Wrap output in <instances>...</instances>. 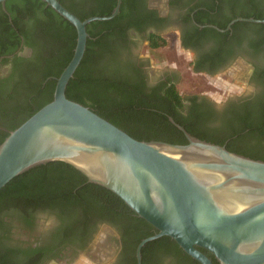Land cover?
Here are the masks:
<instances>
[{
  "label": "trees",
  "instance_id": "16d2710c",
  "mask_svg": "<svg viewBox=\"0 0 264 264\" xmlns=\"http://www.w3.org/2000/svg\"><path fill=\"white\" fill-rule=\"evenodd\" d=\"M100 1L99 5L88 4L82 8L70 3L65 8L81 21L109 16L116 0ZM5 4L14 26L5 15L0 19V54L12 53L21 35L25 44L32 48L33 56L22 69L13 73L11 80H15L10 93L0 96V125L9 128L8 133H0V144L11 131L52 101L56 78L70 62L77 37L75 27L40 0H7ZM239 17L263 20L264 12L250 2ZM150 18L137 0H121L119 13L114 18L88 24L86 49L67 84V99L88 107L138 141L187 144L183 132L170 121L172 118L199 140L225 146L229 152L264 162V102L232 108L224 113L227 117L218 121L212 113L200 111L195 98L185 105L174 85L166 86L160 94L156 88L147 93L131 80L129 66L120 59L121 46L126 44L130 29L141 31ZM233 18L237 16L217 27L225 29ZM21 19H26V25L30 26L28 30L20 27ZM237 27L249 32L252 38L249 43L264 42V24L237 22L232 28ZM147 40L152 49L166 43L155 33ZM22 101H29V105H21ZM45 210H55L62 218L61 243L64 246L73 241L75 232L83 238L96 220L114 225L121 221L123 231L131 239L130 255L134 264L137 244L156 232L114 193L88 183L75 168L57 161L28 170L0 190V241L8 237L11 228L8 221L15 219L20 228L31 229L34 211ZM0 245L3 244L0 242ZM4 248L6 253L0 256L2 263L10 255V249ZM151 250L156 264L164 257L171 258L173 264H199L166 236L145 244L141 251L142 264H149L147 253ZM201 251L218 264L209 252ZM27 255L28 251H24L21 257Z\"/></svg>",
  "mask_w": 264,
  "mask_h": 264
},
{
  "label": "water",
  "instance_id": "95a60500",
  "mask_svg": "<svg viewBox=\"0 0 264 264\" xmlns=\"http://www.w3.org/2000/svg\"><path fill=\"white\" fill-rule=\"evenodd\" d=\"M40 1L75 27L76 45L56 78L52 101L0 144V190L34 167L64 162L156 230L137 246V264L144 245L165 236L199 264H214L201 249L218 264H264V162L199 140L172 118L187 144L138 141L67 99V84L86 49V26L114 18L121 0L109 16L83 21L58 0ZM237 21L264 23L238 18L231 24Z\"/></svg>",
  "mask_w": 264,
  "mask_h": 264
},
{
  "label": "flooded vegetation",
  "instance_id": "af4514ba",
  "mask_svg": "<svg viewBox=\"0 0 264 264\" xmlns=\"http://www.w3.org/2000/svg\"><path fill=\"white\" fill-rule=\"evenodd\" d=\"M60 1L64 7L70 3L77 4L80 8L88 7V4L91 6L101 4L100 0ZM137 1L151 18L142 26L141 31L130 29L127 32L126 44L121 46L120 59L123 60L124 65L129 66L131 80L140 84L145 92L148 93L156 88L160 94L166 86L170 85H174L178 90L181 80V71L179 70L184 66V69L189 73L204 81L193 86L191 93L182 94L178 91L184 104L189 105L190 99L195 98L199 110L204 113H212L218 121L223 116L227 117L224 113L233 110L232 108L250 106L256 101L264 102V42L259 40L256 42L257 45H253V43H249L252 39L249 32L241 27L232 28L235 23L245 21L231 24L232 21L242 18L239 17L241 10L249 7L250 2L264 12V0ZM3 15L12 24V17L7 11L6 4L1 5L0 19H3ZM232 16H237V18L229 20L225 29L217 27ZM26 23V19H21L20 27L28 30L30 26H27ZM229 24H231L230 28L227 29ZM12 26L14 25L12 24ZM152 33L165 39L166 43L156 49L150 48L147 38ZM167 49L174 54L182 53L187 57V61L182 63V61L176 60L169 64V57L161 56L165 68L159 70L158 77L152 80L151 72L156 70H154V63L147 54L150 51L159 52ZM143 51L146 53L144 54ZM32 56V48L25 44L21 35H19L18 46L12 53L0 54V96L10 93L15 80V78L11 80L13 73L22 69ZM233 71L240 73L239 83L232 85L221 79V74H223V76L228 75L232 80L233 76H230ZM218 75L219 77H217ZM215 76L216 81H212V77ZM206 86H212L220 90L222 94L226 92V88H234L233 86H239L240 91L238 95L222 97L218 92L204 91ZM20 104L28 106L29 101H22ZM8 132V127L0 125L1 135ZM39 216H45V226L43 227H39ZM32 217L34 226L31 229L20 228L15 219L7 220L10 222L11 228L8 237H4L0 241L3 244L0 245V256L6 253L4 246L10 249V255L7 261L2 263L0 260V264H77L80 261V256L86 257L93 264H134L130 255L131 239L123 231L121 221H118V225H114L109 221L96 220L90 224L88 232L83 238L75 232L72 235L74 236L73 241L64 246L61 243L64 225L62 218L55 210L34 211ZM101 232L107 234L98 238ZM104 242L111 244L108 246L111 251L106 249L107 252L103 251L105 253L97 256L98 248L102 247L101 245L104 246L102 244ZM136 249L134 257L137 264ZM24 251L29 253L25 258L21 257ZM147 257L149 264H156L157 260L153 250L147 253ZM159 264L173 263L171 258L164 257Z\"/></svg>",
  "mask_w": 264,
  "mask_h": 264
},
{
  "label": "rangeland",
  "instance_id": "374dc122",
  "mask_svg": "<svg viewBox=\"0 0 264 264\" xmlns=\"http://www.w3.org/2000/svg\"><path fill=\"white\" fill-rule=\"evenodd\" d=\"M143 53L145 54L146 52L143 51ZM149 56V58L152 60V62L154 63V70L156 71H152L151 72V78L152 80H155L157 77H158V74H159V70H164L165 67L164 66V63H162V60H163V57L161 56H165V57H169L168 60L170 61L169 64H172L173 62H175L176 60L178 62L182 61L183 62H186L187 61V57L185 55H182V53H178V54H174V52H171L170 50H166V51H154V52H149L147 54ZM163 67V68H162ZM161 68V69H160ZM158 70V71H157ZM181 71V80H180V84H178V91L181 92L182 94H188V93H191L193 91V86L199 84V83H203V79L197 77V76H194L192 75L191 73H189L188 70L184 69V66L180 68ZM239 71V70H238ZM238 71H233L232 72V75L230 77H232V80L231 78L228 77V75L226 76H223V74H221V79H224V81H227L228 83L232 84V85H236V83H239L238 80H239V75L240 73ZM219 77V75L217 76ZM212 81H216V76L215 77H212L211 79ZM201 85V84H200ZM206 85V84H205ZM234 88L232 87H228L225 89V93L222 94V92L212 86H206L204 91H207L208 93L210 92H218L221 94L222 97H226L228 95H238L239 93V86H233ZM232 92V93H231ZM215 96V95H214ZM38 220H39V227H43L45 226V216H39L38 217ZM106 232H101L98 236V238L100 236H102L103 234H105ZM107 234V233H106ZM99 240V239H98ZM97 240V241H98ZM104 244L101 245L102 247H99V251H97V256L99 254H102V253H105L107 252V250L111 251V249H109L108 246H110L111 244L108 243V242H104L102 243ZM95 247L97 248V246L95 245ZM106 247V248H105ZM107 249V250H106ZM105 251V252H103ZM77 264H93L90 260H87L86 257L84 256H80V261L77 263Z\"/></svg>",
  "mask_w": 264,
  "mask_h": 264
}]
</instances>
